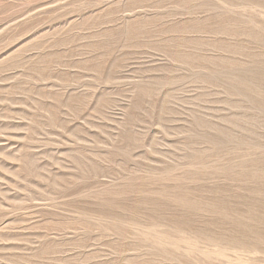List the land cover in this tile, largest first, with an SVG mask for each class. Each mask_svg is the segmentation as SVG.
Masks as SVG:
<instances>
[{"label":"rangeland","instance_id":"obj_1","mask_svg":"<svg viewBox=\"0 0 264 264\" xmlns=\"http://www.w3.org/2000/svg\"><path fill=\"white\" fill-rule=\"evenodd\" d=\"M0 264H264V0H0Z\"/></svg>","mask_w":264,"mask_h":264}]
</instances>
